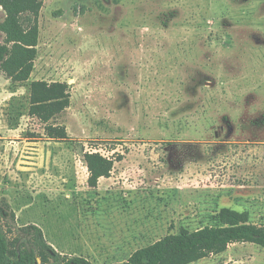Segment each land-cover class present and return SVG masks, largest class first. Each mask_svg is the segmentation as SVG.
Masks as SVG:
<instances>
[{
	"label": "rangeland",
	"instance_id": "rangeland-1",
	"mask_svg": "<svg viewBox=\"0 0 264 264\" xmlns=\"http://www.w3.org/2000/svg\"><path fill=\"white\" fill-rule=\"evenodd\" d=\"M39 22L30 81L0 75L11 239L36 225L59 253L113 264L223 208L264 225V0H44ZM34 81L70 85L66 140L29 116ZM88 152L115 160L97 188ZM195 264H264V249Z\"/></svg>",
	"mask_w": 264,
	"mask_h": 264
},
{
	"label": "trees",
	"instance_id": "trees-1",
	"mask_svg": "<svg viewBox=\"0 0 264 264\" xmlns=\"http://www.w3.org/2000/svg\"><path fill=\"white\" fill-rule=\"evenodd\" d=\"M43 6L44 0H0V7L5 12V19L0 24V32L5 37L4 43L0 44V73L13 85L28 83L34 72ZM70 105L68 83H31L29 116L45 125L48 138L62 141L68 138L66 127L57 121ZM85 163L91 188H97L102 178H110L115 166V160L99 152L86 153ZM9 218L15 220L16 215L4 203L0 205V264H93L83 256L59 253L36 225L22 228L32 243H23L18 237L11 239V230L5 231L2 224ZM216 219L218 225L196 231L182 229L179 234L168 235L137 250L126 262L113 264H195L212 255H221L231 245L240 243L264 249V225L252 223L248 212L223 208Z\"/></svg>",
	"mask_w": 264,
	"mask_h": 264
},
{
	"label": "crops",
	"instance_id": "crops-1",
	"mask_svg": "<svg viewBox=\"0 0 264 264\" xmlns=\"http://www.w3.org/2000/svg\"><path fill=\"white\" fill-rule=\"evenodd\" d=\"M0 75H2L1 73H0ZM111 178V177H110ZM102 179H106V178H102ZM109 179V178H108Z\"/></svg>",
	"mask_w": 264,
	"mask_h": 264
}]
</instances>
